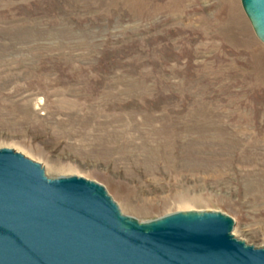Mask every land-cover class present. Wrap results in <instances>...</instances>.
<instances>
[{
    "label": "rangeland",
    "instance_id": "obj_1",
    "mask_svg": "<svg viewBox=\"0 0 264 264\" xmlns=\"http://www.w3.org/2000/svg\"><path fill=\"white\" fill-rule=\"evenodd\" d=\"M0 148L264 247V44L240 0H0Z\"/></svg>",
    "mask_w": 264,
    "mask_h": 264
},
{
    "label": "water",
    "instance_id": "obj_2",
    "mask_svg": "<svg viewBox=\"0 0 264 264\" xmlns=\"http://www.w3.org/2000/svg\"><path fill=\"white\" fill-rule=\"evenodd\" d=\"M264 44V0H240ZM218 211L139 222L105 188L47 177L39 163L0 148V264H264V247L236 239Z\"/></svg>",
    "mask_w": 264,
    "mask_h": 264
}]
</instances>
